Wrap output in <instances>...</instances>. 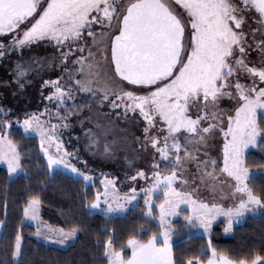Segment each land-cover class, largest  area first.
<instances>
[{
	"label": "snow or ice",
	"instance_id": "obj_1",
	"mask_svg": "<svg viewBox=\"0 0 264 264\" xmlns=\"http://www.w3.org/2000/svg\"><path fill=\"white\" fill-rule=\"evenodd\" d=\"M250 9L264 18V0H0V35L11 36L10 44L0 40V58L39 42H54L61 49L63 74L44 81V86L54 89L47 99L56 101L55 112L45 108L42 113H25L22 121H16L24 133L38 134L42 160L37 166L47 170L49 179L71 173L86 183L93 181L90 171L73 162L79 160L78 153L69 152L58 131L69 126L61 109L68 107L67 101L76 105L77 92L87 94L99 106L123 109L115 113L117 119L123 116L127 121L129 112L142 117L146 121L143 139L172 165L170 170L153 171L149 187H133L124 193L117 188L116 179L104 175L103 190L95 191L89 209H100L110 218L126 212L142 191L146 218H152L153 208L158 207L161 229L151 231L142 225L139 233L129 235L119 247L109 235L102 254L106 264H176L172 233L177 229L170 217L183 215L189 226L211 234L218 217L224 218L227 233L246 214L264 213V191L257 193L250 185L253 173L246 155L250 146L259 148L264 143V60L258 64L250 60L248 33L243 30ZM257 31L253 29V37ZM256 48L264 53V39ZM46 60L39 56L19 60L15 67L18 87L23 89L28 75ZM69 63L71 67H67ZM248 77L251 83L246 82ZM225 97L234 99L235 106L221 109ZM85 107L89 113L94 111L91 103L80 104L75 111L82 113ZM9 112L0 108L4 117ZM45 115L49 118L44 119ZM52 116L60 121L53 123ZM85 120L94 125L85 128L89 150L106 157L116 155L117 141L108 138L115 123H101L98 116ZM12 123L0 119V162L6 164L10 176L27 174L24 161L29 157L13 139ZM160 133H164L162 137ZM216 134L223 138L222 166L209 156L202 161L201 179L215 180L218 172L232 178V195L239 198L229 206L198 199L176 184H188L181 175L186 164L195 159L199 166L195 153L201 147L210 148ZM137 177L147 179L148 174L139 169L130 179ZM212 187L215 190V184ZM154 194L163 197L158 205ZM84 195H88L86 189ZM41 203L40 195L32 194L23 206L24 216L35 221L37 237L63 245L77 236L78 224L57 227L45 222ZM181 205L190 211L182 213ZM145 232H150L146 238ZM23 240L22 231H17L5 248L20 264ZM207 251L211 254L204 260L201 257ZM184 264H264V255L234 257L213 247L209 238L201 256L188 258Z\"/></svg>",
	"mask_w": 264,
	"mask_h": 264
},
{
	"label": "trees",
	"instance_id": "obj_2",
	"mask_svg": "<svg viewBox=\"0 0 264 264\" xmlns=\"http://www.w3.org/2000/svg\"><path fill=\"white\" fill-rule=\"evenodd\" d=\"M251 13L258 22L259 14L254 9H251ZM10 117V114L4 117L0 113V119L11 120ZM11 135L21 145V151L29 157L24 161L28 173L21 172L10 179L6 168L0 166V220L5 221L0 233V262L20 264L19 260L13 261L10 252L5 251L9 239L14 238L17 231H22L24 236L23 264H106L102 254L109 235L114 237V243L119 247L121 243H126L129 235L139 233L142 225L151 231H159L154 219L146 218L147 207L141 197L126 213L112 215L110 218H106L102 211H91L87 204L94 197L95 191L101 190L102 179L94 177L91 183H86L65 173L49 179L47 170L37 166L42 160L39 138L34 134L24 133L22 125L14 122ZM246 155L253 173L249 183L260 193L264 191V143L259 148L249 149ZM85 189L87 197L84 195ZM32 194L41 197L40 215L45 222L54 226H80L72 243L66 247L46 244L35 237L33 225L23 223V206ZM153 215H156L155 209ZM173 225L177 229L173 232L172 241L176 264H184L188 258L201 256V249H207L209 238L213 247L229 252L234 257L250 258L257 252L264 255L262 212L256 216H246L233 227L231 235L223 232V218L213 224L208 238L198 233L191 234L181 217L174 220ZM149 234L150 232H145L143 235L146 238ZM210 254L207 251L201 258L206 260Z\"/></svg>",
	"mask_w": 264,
	"mask_h": 264
},
{
	"label": "rangeland",
	"instance_id": "obj_3",
	"mask_svg": "<svg viewBox=\"0 0 264 264\" xmlns=\"http://www.w3.org/2000/svg\"><path fill=\"white\" fill-rule=\"evenodd\" d=\"M43 2L44 0H42V3ZM245 15L247 19L246 23L243 25V30L248 33L246 42L251 46V51L250 53H247V55L251 61L258 64L260 61L264 60V53H261L256 48V43L259 40L264 39V23H261V19L256 22V19L252 16L251 9L248 10ZM253 29H259V31L255 33V37H253L252 34ZM0 40L10 44L11 36L0 35ZM21 52H23V55H21ZM60 52L61 49L55 45L54 42H39L30 46H25L23 50L17 48L15 51H10L5 57L0 58V108L10 110V118L15 124H18L16 123L17 119L21 121L23 120L25 113H42L45 108L49 110V113L55 112L57 106L56 101H49L47 99L49 93L54 91V89L51 86H44V81L48 79H55L56 76L63 74V69L60 66ZM78 54L79 53L76 55ZM37 56L47 58V60L42 67H36L35 70L28 75L26 79L29 82L25 84V87L23 89L19 88L15 83L16 63L21 59L27 60L29 57L35 58ZM75 58V56L72 57V59ZM48 60H54V63H48ZM67 67H71V64L69 63ZM246 82L251 83V77H248ZM74 99L77 102L76 105H73L72 101H67L66 103L68 104V107L61 109L62 116L67 117V123L69 126L61 127L58 131L64 141V146L68 148L69 152L78 153L79 160L73 159V162L77 164V167H80L84 171H90L93 178L97 177L103 180L104 175H108L110 178L116 179L117 188L120 193L128 192L133 187L138 190L147 188L152 183L151 173L153 171H166L171 169L172 165L161 159L156 149L153 148L149 142L143 139L142 129L145 126L146 121H143L142 117H139L138 114L134 115L129 112L127 121H125L123 116L117 119L115 114L116 112L122 113L123 109H116L113 111L107 104L99 106L85 93L77 92ZM88 103L92 104L94 110L92 113H89L86 107L82 113L75 111V108L80 104ZM235 103L234 99L225 97L220 102V108L230 109L235 106ZM104 113H107V115H104ZM94 116H98L101 123H107L109 120L115 123V127L112 129L111 135L108 138L110 140L115 139L117 141L116 155L106 157L99 153H95L94 151H90L87 147L88 140L85 138V128L94 127V125L86 121L85 117H89L91 119ZM43 118L48 119L49 116L45 115ZM59 121V117L52 116L53 123H58ZM31 134H34L39 138L38 134ZM163 134L164 133H160L161 137ZM222 145V136L220 134H216L214 141L211 142L210 148L201 147L195 153V155L200 158L199 166L198 161L195 159L186 164V171L182 172L181 175L183 179L188 180V184H182L181 181H177L176 184L178 187L182 188V190L192 191L194 196L198 199L206 200L208 202L223 203L226 206H229L239 198L238 196L234 197L232 195L233 185L235 183L232 178L218 172L215 180L208 177H205L204 180L201 179V177L204 176V166L202 161L208 159L209 156L212 159H216L218 165L222 166ZM251 148H253V146L249 147V149ZM84 161H87V164H84ZM129 161H131V163H129ZM156 163L159 164V169L153 167V164ZM0 166H3L7 170L5 163L0 162ZM139 169H144V171L148 174V178L145 179L143 177H137L135 181L131 180L130 177L135 175L136 171ZM208 171H212L211 165L208 166ZM20 173L21 172L12 174L11 176L8 173V176L10 179H13ZM68 174L74 177V174ZM91 182L92 181H89L87 183ZM213 184H215V190H213ZM102 190L103 186L101 187V191ZM139 197H141L144 201V193L142 191L137 196V199L129 205V208L138 201ZM162 199V195L154 194L153 200L155 205H158ZM153 209L156 210V215H153L152 219H154L159 226L158 207H154ZM181 210L182 213L190 211L186 205H181ZM91 211L100 212L101 210L91 209ZM126 212L120 214H124ZM258 214L259 212L246 214L238 222H235L234 226L242 222L246 216H256ZM180 217L184 219L183 215L170 217L172 224L174 220ZM221 218L223 217H218L217 220ZM23 223L31 224L35 227V221L25 217L24 214ZM186 225L189 227L191 234L198 233L207 238L210 235L202 228L189 226L187 223ZM1 230L2 225H0V233ZM159 231H161L160 227ZM231 233L232 231L227 233L224 232L225 235H231ZM35 237L46 244L58 247H66L75 239L72 238L67 244L61 245L54 241H47L43 237H37L36 235ZM173 238L174 236L172 233V241ZM13 261L17 262L18 260L13 258Z\"/></svg>",
	"mask_w": 264,
	"mask_h": 264
},
{
	"label": "water",
	"instance_id": "obj_4",
	"mask_svg": "<svg viewBox=\"0 0 264 264\" xmlns=\"http://www.w3.org/2000/svg\"><path fill=\"white\" fill-rule=\"evenodd\" d=\"M260 19H261V21L264 20V18H261V17H260Z\"/></svg>",
	"mask_w": 264,
	"mask_h": 264
},
{
	"label": "crops",
	"instance_id": "obj_5",
	"mask_svg": "<svg viewBox=\"0 0 264 264\" xmlns=\"http://www.w3.org/2000/svg\"><path fill=\"white\" fill-rule=\"evenodd\" d=\"M129 254H130V249H129Z\"/></svg>",
	"mask_w": 264,
	"mask_h": 264
}]
</instances>
